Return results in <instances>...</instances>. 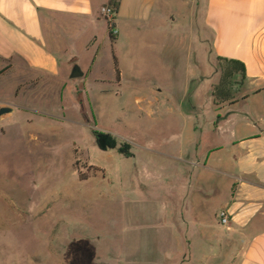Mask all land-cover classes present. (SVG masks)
<instances>
[{
    "label": "rangeland",
    "instance_id": "1",
    "mask_svg": "<svg viewBox=\"0 0 264 264\" xmlns=\"http://www.w3.org/2000/svg\"><path fill=\"white\" fill-rule=\"evenodd\" d=\"M184 5L189 1L155 0L154 11L172 12L176 23L187 28L189 6ZM116 24L118 42L104 32L105 42L102 27L97 32V73L71 79L74 65L62 56L55 79L43 87L34 84L47 92L38 91L36 97L32 91L22 94L23 86L14 92L17 73L0 80V108H11L0 117V264H231L233 260L238 246L230 248V242L219 257L224 230L216 221L230 189V181L219 171L232 166L228 162L232 148L208 135L211 126L207 132L186 127L183 116L176 113L180 107L170 106L175 115L160 114L156 107L151 114L143 109L139 100L147 94L170 99L166 88L171 83L151 81L160 75L146 74L159 68L148 51V38L134 30L139 22L121 15ZM78 47L77 66L85 72L88 58ZM112 56L118 60L119 82ZM208 100L205 106L216 107ZM247 108L257 106L249 102ZM93 132L109 134L114 149H99ZM189 142L195 143L200 165L214 146L224 148L217 156L225 160L213 170L178 162V151L189 149ZM123 144L129 145L132 158L118 153ZM188 155L187 150L184 159ZM144 169L153 177L144 176ZM184 179L189 192L182 208L189 213L206 204L196 225L181 227L185 239L165 242L169 249L162 254L158 248L163 243L153 224L162 212L171 216L167 201H173L176 184ZM215 188L218 194L211 196ZM197 192L207 197L197 198Z\"/></svg>",
    "mask_w": 264,
    "mask_h": 264
},
{
    "label": "crops",
    "instance_id": "2",
    "mask_svg": "<svg viewBox=\"0 0 264 264\" xmlns=\"http://www.w3.org/2000/svg\"><path fill=\"white\" fill-rule=\"evenodd\" d=\"M188 1L189 5H184L189 6L187 28L176 23L172 12L154 11L155 0H117L115 27L117 29L116 19L121 15L138 21L140 26H134V30L148 38L151 47L148 51L159 68L158 72L146 74L160 75L151 81L171 83L166 88V97L170 99L165 100L156 93L147 94L139 100L143 109L151 114L156 107L160 114L175 115L170 106L180 107L176 113L183 116L186 127L192 130L200 127L207 132V126H211L208 135L232 148L233 154L228 159L232 166L219 171L230 181L229 192L224 193L218 210L227 211L229 224L221 226L216 220L224 230L219 257H223V250H228L230 242V248L233 244L238 246L231 255V264H264V0ZM109 2L0 0V80L17 73L19 82L14 92L23 86L22 94L32 91L36 97L39 89L34 84L39 82L43 87V83L55 79L60 57L72 66L78 64L75 54L78 46L88 58L85 72L80 69L82 77L99 72V46L96 45L100 27L103 40L106 42L104 32L110 39L100 9L109 6ZM118 33L115 42H118ZM218 64L224 69L239 71L232 73L223 92L215 91L225 71L218 69ZM39 93L47 95L46 91ZM207 100L216 106L215 109L205 106ZM249 102H254L257 109H246ZM237 130L241 131L240 136ZM188 146V158L184 159L187 150L178 151V162L185 160L194 167L213 170L214 165L225 160L217 156L224 148L214 146L200 165L195 143L189 142ZM142 173L153 177V172L146 169ZM176 186L178 193L174 195L173 192V201H167L172 209L171 216L169 213L165 217L162 212L157 224H153L157 227V239L163 243L158 248L162 254L169 249L164 246L165 242L185 239L181 227L196 225L206 204L200 203L188 213L182 208L189 192L186 191V187L189 188L187 180L178 181ZM215 194H218L217 188L212 190L211 196ZM196 197L207 196L197 192Z\"/></svg>",
    "mask_w": 264,
    "mask_h": 264
},
{
    "label": "trees",
    "instance_id": "3",
    "mask_svg": "<svg viewBox=\"0 0 264 264\" xmlns=\"http://www.w3.org/2000/svg\"><path fill=\"white\" fill-rule=\"evenodd\" d=\"M109 6H112L115 9V11H116L117 10V6H118V3L117 2L115 3V2H111L110 1L109 2ZM107 29H108V35H109L110 40L111 41H114L115 40V37H112V35L110 33V27L107 26ZM112 62H113V69H114V72H115V79H116L117 82H119V80H120V72H119V69H118V64H117V60H116L115 56H112ZM226 66H227V64L225 65V67ZM222 68L225 71L222 74V81H221L220 85L217 88H215V91L216 92H219V91L223 92L225 90L226 86H227L228 80L231 77L232 73L233 72H236V68H234V71L232 69L231 70H228V68H225L224 69V66H222ZM81 106H82V104L80 103V107ZM81 108L83 109V107H81ZM106 143H107L108 149H114L115 144H114V141L111 139L110 136L108 137ZM118 153L121 154V155H123L125 158H131L132 157V153L130 152V147H129L128 144H123L120 148H118Z\"/></svg>",
    "mask_w": 264,
    "mask_h": 264
},
{
    "label": "built area",
    "instance_id": "4",
    "mask_svg": "<svg viewBox=\"0 0 264 264\" xmlns=\"http://www.w3.org/2000/svg\"><path fill=\"white\" fill-rule=\"evenodd\" d=\"M100 14L105 20L107 26L110 27V33L112 37H116L117 29L114 23L116 15L115 9L112 6H104L100 9ZM217 220L221 226H227L229 224V215L227 211L220 210L217 214Z\"/></svg>",
    "mask_w": 264,
    "mask_h": 264
},
{
    "label": "water",
    "instance_id": "5",
    "mask_svg": "<svg viewBox=\"0 0 264 264\" xmlns=\"http://www.w3.org/2000/svg\"><path fill=\"white\" fill-rule=\"evenodd\" d=\"M82 75H83V73L80 71V68L77 65H74L72 70H71L69 77L71 79H77V78L82 77ZM262 98H263V105H264V91L262 93ZM10 112H11L10 107H7V106L1 107L0 108V117L4 116ZM262 121L264 122V114L262 117ZM93 135L96 138V142H97L99 149H101L103 151L107 150L108 147H107L106 142H107V139L110 135L107 133H98V132H93Z\"/></svg>",
    "mask_w": 264,
    "mask_h": 264
}]
</instances>
